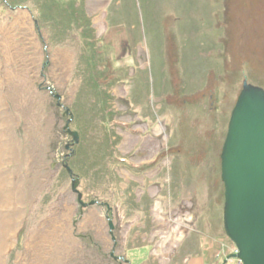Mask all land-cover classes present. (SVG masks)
I'll use <instances>...</instances> for the list:
<instances>
[{
  "label": "rangeland",
  "instance_id": "1",
  "mask_svg": "<svg viewBox=\"0 0 264 264\" xmlns=\"http://www.w3.org/2000/svg\"><path fill=\"white\" fill-rule=\"evenodd\" d=\"M65 3L102 44L96 70L112 63L130 80L106 89L118 114L107 121L105 98L78 74L80 32L41 23L39 0H0V51L10 38L0 77L18 87L2 85L0 142L16 160L1 156L0 173H17L24 195L0 264H51L47 251L56 264H241L222 228L219 164L243 82L264 90V0ZM111 123L126 168L107 157Z\"/></svg>",
  "mask_w": 264,
  "mask_h": 264
},
{
  "label": "water",
  "instance_id": "2",
  "mask_svg": "<svg viewBox=\"0 0 264 264\" xmlns=\"http://www.w3.org/2000/svg\"><path fill=\"white\" fill-rule=\"evenodd\" d=\"M235 101L220 154L222 228L236 246L234 258L241 264H264V90L244 81ZM68 125L63 130L78 143L77 133L68 130ZM64 167L72 192L79 193V181ZM81 198L79 193V204L85 207Z\"/></svg>",
  "mask_w": 264,
  "mask_h": 264
},
{
  "label": "trees",
  "instance_id": "3",
  "mask_svg": "<svg viewBox=\"0 0 264 264\" xmlns=\"http://www.w3.org/2000/svg\"><path fill=\"white\" fill-rule=\"evenodd\" d=\"M39 3L41 9V13L39 15L41 23H43L44 25L49 24V26L51 25L53 29H57V31H64L66 33H69L71 32V30H77L78 32H80L82 46L79 50L80 54L78 56L81 57L80 63L83 67V70H80L78 74L84 75V87L93 92V94L95 93L96 95H94V97H96L98 93H101L102 97L105 98L104 101L106 102V105L105 107H103V112L106 113V115L109 117L105 116L104 118L106 119L107 117L108 121L111 115H118L117 112L107 107V102L109 105V100L111 98H109L108 94L106 93V89L112 87V85L116 83L130 80V76L123 75L126 74L127 71L118 69L116 65H112L111 62L110 68H106V73L103 74L102 72H98L96 70L97 68L95 67V65L100 64V66H102V64H104V62H102L101 60L102 56L105 54V51L103 50L102 44L100 46L98 45L99 40H96L94 35L92 34L90 23H86V21H84V18L82 17L83 15L74 14L75 12L72 4L69 5V3H65V0H39ZM51 4L58 10V12L56 13L57 16H54L53 20L51 18L48 19V17L46 16V13H48L46 7H50ZM104 67L106 66L104 65ZM111 73H113V75H111ZM82 90H84V88ZM113 126H115V123H111V125L106 128L107 135L104 138L105 142L108 141L106 143L107 149H109L107 151V157L116 160V163H122L126 168V166L129 165L124 163V161L121 159H116L115 155H113L115 151L112 148L115 143L109 141V139H106V137H111V135L109 136V134L111 133V127ZM105 142H103V144H105ZM108 145H110L111 147ZM130 169L132 170V172H135L133 168L130 167ZM147 169L148 168H146V170Z\"/></svg>",
  "mask_w": 264,
  "mask_h": 264
},
{
  "label": "bare ground",
  "instance_id": "4",
  "mask_svg": "<svg viewBox=\"0 0 264 264\" xmlns=\"http://www.w3.org/2000/svg\"><path fill=\"white\" fill-rule=\"evenodd\" d=\"M4 34H8V32L3 33V35ZM4 39H5V41H4L5 44L3 42L1 44L3 47L1 49H3V50L0 51V67H2V60L4 59V61H5V59H7V56L9 55V53L4 48H10L9 43H8L10 38L7 35H5ZM9 76H7V77L5 76L4 78L0 77V108H2V107L4 108V106L7 108V104L5 101L8 97V91H3V89H2V85L4 83L5 78L7 81L6 85H8L7 86L8 90L10 89V95H11V93H12V95H13V93H18L17 84H15L16 82L13 80L15 78V76H13V75H11L10 77ZM13 82H15V83H13ZM235 104H236V102H235ZM230 116H231V113H230ZM229 120H230V118H229ZM228 124H229V122H228ZM227 128H228V126H227ZM1 156H3L6 161H7V157L11 158L12 160H16V154H15L14 147L11 144L3 145L2 142H0V157ZM20 178L21 177L19 175H17V173L13 174V173H10L8 171L0 173V203H2V204L4 203L6 205V207H12L16 210L15 211L16 213L14 215H12L10 213H3V212L1 213L0 212V251H3L6 248H8L9 243H10L9 237L13 233L15 227L17 226L18 221L21 218L20 217L21 214H19L18 208L20 207L19 205L22 206L24 204V195L21 193L22 192V185H20L21 184ZM2 206H4V205H2ZM81 208H83V207L81 206ZM2 209H4V208H2ZM63 248H65V247L63 246ZM56 251H58V250H56ZM48 252L49 251H47V253H46V255H49L48 262L51 264L52 263L56 264L57 259L54 257L55 255L54 254L53 255L48 254Z\"/></svg>",
  "mask_w": 264,
  "mask_h": 264
}]
</instances>
